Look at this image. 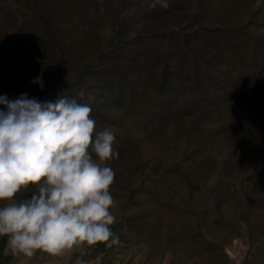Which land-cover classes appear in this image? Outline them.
<instances>
[{"label": "rangeland", "instance_id": "rangeland-1", "mask_svg": "<svg viewBox=\"0 0 264 264\" xmlns=\"http://www.w3.org/2000/svg\"><path fill=\"white\" fill-rule=\"evenodd\" d=\"M257 1L0 0V96L54 102L65 94L91 104L97 131L115 134L106 162L116 173L111 230L125 231L129 250L100 242L93 264H233L235 239L246 250L242 264H264V218L245 193L264 184ZM164 3L172 12L156 19ZM164 86L178 87L172 107L161 100ZM188 86L193 107L181 92ZM34 190L21 189L15 202ZM6 240L0 264L78 261V250L14 256ZM79 262L92 264L90 249Z\"/></svg>", "mask_w": 264, "mask_h": 264}, {"label": "clouds", "instance_id": "clouds-1", "mask_svg": "<svg viewBox=\"0 0 264 264\" xmlns=\"http://www.w3.org/2000/svg\"><path fill=\"white\" fill-rule=\"evenodd\" d=\"M0 105V237L7 249L31 258L116 243L110 191L116 173L106 164L115 155V134L96 130L91 104L22 93L0 96ZM30 185L31 196L15 202Z\"/></svg>", "mask_w": 264, "mask_h": 264}, {"label": "crops", "instance_id": "crops-1", "mask_svg": "<svg viewBox=\"0 0 264 264\" xmlns=\"http://www.w3.org/2000/svg\"><path fill=\"white\" fill-rule=\"evenodd\" d=\"M256 2L255 5V8H258V1L257 0H254ZM223 2H226V0H218V4H221ZM187 6H189V3L187 2ZM189 10H192L193 11V8L192 7H188ZM172 10L169 8V5L164 3L162 4V9L161 11L159 12L157 10V13L155 14V18L156 19H164L166 17H168L170 14H171ZM162 93H161V100L165 101V104L167 107H172L174 106L173 104L176 103L177 99H178V87L175 86L174 88H171L169 89V87H163L162 88ZM182 93H185L186 94V97H187V100L188 102L190 101V105L193 107L195 104H194V96H195V89L193 87H189L188 88L186 87L185 89H182L181 90ZM260 183V182H259ZM247 190V189H246ZM256 194L253 195V197L250 195L252 194L251 191H245L246 194L249 195V201L251 203H256V207L255 208V211H256V217L260 218H264V184L261 185V187L255 191ZM245 201L246 198H245ZM187 228H188V231L190 232L187 236V241L188 242H191L193 243L194 239H195V234H194V217H191L188 224H187ZM112 232L115 234V238L117 239V242L116 243H111V241H107L109 243V245H116V246H121V249L122 250H129V239L127 237V235H125V231L123 230L122 232H119V231H113ZM168 237L166 236V234H163L162 235V238H161V241L162 243H167L168 242ZM173 240V238L171 239ZM99 243L95 244V245H92V246H87L85 245L82 249H77L78 250V261L82 259L83 257V252L87 251L88 249H90V257H91V261H92V264L95 263L94 261L98 259V255H99ZM106 244V243H105ZM78 261H76L78 263ZM75 263V264H77ZM80 264V262H79Z\"/></svg>", "mask_w": 264, "mask_h": 264}, {"label": "built area", "instance_id": "built-area-1", "mask_svg": "<svg viewBox=\"0 0 264 264\" xmlns=\"http://www.w3.org/2000/svg\"><path fill=\"white\" fill-rule=\"evenodd\" d=\"M231 251L233 256H229L233 264H242L246 250L244 249V244L241 239H235L231 244Z\"/></svg>", "mask_w": 264, "mask_h": 264}, {"label": "bare ground", "instance_id": "bare-ground-1", "mask_svg": "<svg viewBox=\"0 0 264 264\" xmlns=\"http://www.w3.org/2000/svg\"><path fill=\"white\" fill-rule=\"evenodd\" d=\"M228 254L230 255V256H233V253H232V251H231V246L229 247V249H228ZM28 264H31V262H29ZM36 264V263H35Z\"/></svg>", "mask_w": 264, "mask_h": 264}]
</instances>
